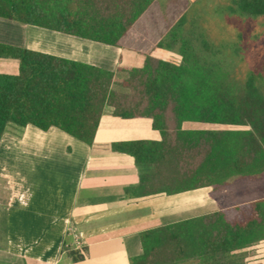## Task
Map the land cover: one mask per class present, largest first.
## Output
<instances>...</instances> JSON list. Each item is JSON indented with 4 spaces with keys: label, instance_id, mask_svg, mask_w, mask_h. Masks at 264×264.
Returning a JSON list of instances; mask_svg holds the SVG:
<instances>
[{
    "label": "trees",
    "instance_id": "obj_1",
    "mask_svg": "<svg viewBox=\"0 0 264 264\" xmlns=\"http://www.w3.org/2000/svg\"><path fill=\"white\" fill-rule=\"evenodd\" d=\"M157 1L0 0V17L119 47ZM227 1L192 2L159 44L181 61L151 53L118 73L0 44V58L20 63L18 74H0V145L9 126L32 125L91 146L111 107L122 119H152L163 136L113 144L141 169L128 196L247 185L233 207L144 232L132 264H244L245 251L264 241V57L254 66L247 59V24L264 19V0ZM231 20L240 25L231 30Z\"/></svg>",
    "mask_w": 264,
    "mask_h": 264
},
{
    "label": "crops",
    "instance_id": "obj_2",
    "mask_svg": "<svg viewBox=\"0 0 264 264\" xmlns=\"http://www.w3.org/2000/svg\"><path fill=\"white\" fill-rule=\"evenodd\" d=\"M126 38L115 47L0 17V44L116 73L134 67L126 66ZM19 68V61L0 58V74ZM114 112L106 109L91 146L58 128L32 125L3 138L0 173L6 172L11 196L7 206L0 202V224L7 227L0 234V264H132L144 254V232L223 210L211 187L128 196L127 189L140 184L141 169L113 144L163 136L152 119L126 120ZM245 253L244 264H264V241Z\"/></svg>",
    "mask_w": 264,
    "mask_h": 264
},
{
    "label": "rangeland",
    "instance_id": "obj_3",
    "mask_svg": "<svg viewBox=\"0 0 264 264\" xmlns=\"http://www.w3.org/2000/svg\"><path fill=\"white\" fill-rule=\"evenodd\" d=\"M196 0H158L145 16L139 21L135 28L130 32L129 36L123 42L124 56L126 66H138L145 56L151 53H161L166 59L175 58L177 61H181L180 54L175 50L172 52H160L157 51L159 44L168 37L170 31L175 27L179 20L184 16V14L189 11L192 2ZM213 0H205V2L211 5ZM216 3H225L227 0H214ZM227 24L231 30L236 26H239L240 22L238 20H231ZM264 19L252 20L247 24L249 31L248 38L252 36L253 41L250 42L252 49L247 56L250 65L254 66L258 64L264 57ZM211 40V39H210ZM212 41V40H211ZM211 43V42H208ZM22 44V43H21ZM246 47H243V50ZM237 59L244 57L242 51L237 54ZM181 63V62H180ZM250 68L249 65L245 67ZM10 74V73H8ZM123 79L120 77L119 81ZM24 128L11 125L8 127L7 133H13L14 131H23ZM5 135V136H6ZM4 136V137H5ZM168 166L163 167L165 177H169ZM6 173V172H5ZM5 173H0V202L7 206L10 200L11 189L7 182V178L3 175ZM264 191V185H260ZM257 187V186H256ZM213 189L212 197L217 200L223 209L235 206L238 198H244L243 192L245 188L248 189L247 185L244 183H226L222 187L217 188V186L211 187ZM249 190V189H248ZM263 193V192H262ZM7 231L6 224L2 222L0 224V234L5 236ZM2 244V243H0ZM3 246V244L1 245ZM163 252L162 258L166 255ZM165 259L163 258V261ZM199 260H192L187 263L180 262L179 264H200Z\"/></svg>",
    "mask_w": 264,
    "mask_h": 264
}]
</instances>
